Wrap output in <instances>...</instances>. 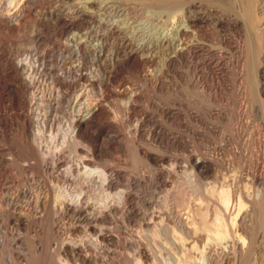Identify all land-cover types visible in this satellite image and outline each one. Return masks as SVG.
Listing matches in <instances>:
<instances>
[{
    "label": "rangeland",
    "instance_id": "obj_1",
    "mask_svg": "<svg viewBox=\"0 0 264 264\" xmlns=\"http://www.w3.org/2000/svg\"><path fill=\"white\" fill-rule=\"evenodd\" d=\"M6 1L0 3L8 6L6 11L14 12V7L18 8V3ZM29 1L24 10L27 16L15 24V29L3 28L4 22L0 21V264H11L9 257L13 252L21 253L17 264L66 262L57 260L56 250L43 251L36 247L41 239L53 243L50 241L55 190L68 183L75 188L77 181L85 177L86 185L93 186L90 190L95 195L94 187L99 181L96 171L106 165L114 164L144 178V185L135 191L150 202H137L140 218L120 222L117 214L118 226L104 224V230L113 229L121 240L137 235L152 239L151 230L156 226L161 229V236L154 242L161 249L162 261L181 257L185 252L170 235L174 223L157 216L150 223L152 212L158 214L171 207L187 216L192 204L185 201L191 197L196 207L208 206L212 210H209L211 216L208 214L212 220L216 206L223 208L219 197L211 195L210 189L221 190L230 184L257 195L259 188L245 174L256 164L264 169V95L257 94L255 87L259 77L264 85L263 72L258 73V69L264 70V0H120L103 14L101 11L94 16L76 18L75 7L86 6L88 0ZM56 11L64 18L74 17L76 28L65 31L55 16ZM190 16H197L200 21L191 27ZM222 17L227 22L226 19L222 22ZM234 19L239 26L234 25ZM101 20L107 26H100ZM113 23L121 28L109 34L107 27ZM186 25L190 30L183 34L181 29ZM75 39L84 40L87 48L76 50ZM127 41L149 46L134 59L125 61L126 51L118 48ZM162 42L173 43L166 46ZM104 44L101 56L99 46ZM80 66L96 85L85 89L83 81L77 79ZM70 79L77 82L76 86L57 85L59 82L65 85ZM31 81L29 89L27 84ZM100 82L107 83V87L101 88ZM27 91L37 98L44 93L54 106L46 139L50 140L52 135L57 140V149L71 160L58 171H45L37 165L41 160L39 143L24 130V121L31 118L36 131L39 101L28 100ZM135 91L139 93L135 107L126 109V95ZM98 100H103L108 108L99 121L103 128L112 131L98 137L93 126L76 139L62 143L63 137L73 130L81 104L92 106ZM164 106L171 113H164ZM148 113L153 117L142 120ZM156 125L164 129L162 139L146 135L134 139L137 127L147 134ZM108 140L112 141L111 146ZM140 143L151 152L166 156L164 165L173 169L167 184L156 181L155 173L162 165L145 158L138 151ZM190 155L209 160L212 167L206 173L193 168L194 171L189 167L193 166ZM176 158L182 159L183 165L188 161L189 166L188 163L186 167L177 165ZM83 159L90 162L93 176L85 174L83 164L78 166ZM70 164L74 171L67 181L65 170ZM89 176L96 177L92 183L87 181ZM20 186L30 196L48 194L47 205L37 208L32 202V217L26 225L5 224L9 205L2 197ZM122 190L125 187L113 189L111 194L116 196ZM257 197L260 201L253 221L258 238L243 255L232 253L226 264H264V190ZM29 199V196L23 199L24 204ZM41 214L46 220L44 231ZM71 223L67 220L64 225L65 239L95 237V232L85 231L82 224L78 231H71ZM11 231L21 235L22 248L9 245ZM2 237H6L5 243ZM190 240L187 239L185 247L190 248ZM118 252L130 264L134 263L132 249ZM68 262L74 264L72 260Z\"/></svg>",
    "mask_w": 264,
    "mask_h": 264
},
{
    "label": "bare ground",
    "instance_id": "obj_2",
    "mask_svg": "<svg viewBox=\"0 0 264 264\" xmlns=\"http://www.w3.org/2000/svg\"><path fill=\"white\" fill-rule=\"evenodd\" d=\"M28 1L29 0H9L10 3H18V8L15 10L14 7V12H10L9 10L6 11V8H8V6L6 7L4 5V7L2 4L0 5V21L4 22V25H2L4 26L3 28L15 29V24L20 23L23 20V17L26 18L27 15H24L27 12L24 13V10L26 11L27 9H25V7ZM119 1L120 0H88L87 3H85L86 6H74V15H72L74 17H86L90 15L92 16L93 14L101 11H103V14L106 10L110 9L109 7L113 8L115 3ZM0 3H2V0L0 1ZM189 10L190 9L188 7V11ZM59 13L57 12L55 16L61 22L60 24L65 31L76 28V17L68 19L62 17ZM226 17H222L221 21L223 22L226 19L227 22L228 19ZM198 20L199 19L197 16H190L191 27L195 25ZM234 21L236 20L234 19ZM104 23L105 20H101L100 26L106 25ZM236 23L238 22L236 21L234 25H238ZM116 24H109L111 25L107 27L109 28V34L115 33L120 30V25L117 26ZM189 27L190 26L186 25V27L183 26L182 29L180 28L181 33L185 34V32L190 30ZM104 35L106 36V33H104ZM78 40L75 39L74 48H77L76 50L79 51L86 46L84 44V40ZM171 43L173 42H162L161 45L168 46ZM147 46L149 45L144 43L135 45L127 41L122 43V45L119 46L118 50L126 51L124 60L130 61L136 57L138 52H140L145 47L147 48ZM105 47V44L99 46L101 56H103ZM150 47L152 46L150 45ZM78 71L79 72L77 75V79L81 80L80 82L83 81L84 87L96 85V82L88 79L87 74L82 71L81 66ZM259 72H263L262 78L264 79V70L258 69V73ZM261 82V77H259L256 83H254L256 85L255 87L257 88V94L264 95V85H262ZM76 83L77 82L75 80L70 79L66 82V84L64 83L65 85L60 82L57 85H59V88L64 86L71 87ZM31 84L32 81L28 82L27 84V86H29V89ZM99 86L101 88H106L107 83L100 82ZM137 93L138 92L136 91L130 94H128L127 92L128 95L126 96L128 97V99L126 101V109L130 110L135 107V101H137V97H139V93ZM27 96L28 100L30 101H39V111L36 120L38 124L36 131H34V129L32 128L31 118H26L24 121V130L36 142L39 143L38 153L41 156V160L39 164H36L45 171H58L60 170V167L62 165H65V163H70L71 160H69V158H67L68 156L66 157V155L60 151V149H57V140L55 141L52 135L50 136V140L48 138V140L46 139V128L49 124L50 113L54 106L44 93L40 94V97L37 98L35 97V95L27 91ZM107 109V105L103 102V100H98L92 106L84 105V103L81 104L80 109L78 110V115L74 120L73 130L69 133V135H65L63 137L62 143H68L71 138L76 139L79 135H81L85 131L90 130L93 126H95L98 130V137H100L102 133L112 131L108 128H103L99 121L100 115L103 114V112H107ZM162 109L166 114L171 113V110L169 108H166L165 106ZM152 117L153 114L148 113L142 120H146ZM143 135H146L148 138L162 139L164 135V129L161 125H156L155 127L151 128L147 132V134H145L140 129V127H137L133 137L135 140H139L143 138ZM115 137H117V135ZM107 143L111 146L112 141L108 140ZM138 151L145 158L162 165V167L155 173L156 181L161 184H167L173 176V169L168 168L164 165L167 160L166 156L151 152L149 149L145 148V146L143 147L141 143L138 145ZM189 160L193 164V166H189L190 163L187 161L189 167H192V169L195 168V170L198 169L199 171L204 173L209 171V169L212 167L211 162L205 158L197 159L196 157L194 158L193 155H190ZM175 163L179 166H185L187 164L185 163V165H183V160L179 158L175 159ZM82 164L86 168L85 174L91 175L92 169L88 166L90 162L86 159H83L78 163V166ZM254 166L255 167L252 170L247 171V173L245 174V178H247L248 176L247 179L251 181L253 185L259 188L257 195L253 193H246L245 190H240L230 184L221 187V190L218 189L219 192L218 190H216L217 187L215 189L213 188L209 190L211 195H214V197L215 195L219 197V201H221L223 208L217 209V206L216 209L213 208L214 212L212 216H214V218L211 217L212 220L208 218L209 215L211 216V214H209V210L211 209H209L208 206V208H204L205 206L202 208L200 204V207H196L194 205L195 203H193V201L191 200V197H187L189 199L187 201L186 198L185 201V203L187 202L189 204H192L187 216L181 214L178 209L171 207L165 209L164 211H160L158 214L156 213V211L152 212L150 223L155 222L156 216L160 217L163 221L174 223V226L169 229V232L172 239L177 244H181L183 246L185 253L181 257H176L172 260L169 259L168 261H162V258L160 256L161 249L154 242L156 238L161 236V229L157 228L156 226L152 228L150 234L153 240L144 237L143 235H137L136 237L131 239L127 238L121 240L113 229L107 231L104 230V227L102 226L104 224H115V226H118L116 219L118 217L117 214H120L121 220L118 219V221L120 222L133 221L137 218H140L141 210L140 208H137V202L142 201L143 203L147 204L150 202L148 199L146 200L142 198L141 195L143 194H141V192L135 191L136 187H139L140 185L145 183V180H143L144 178H142L141 176L137 177L136 174L130 173L119 166H115L114 164L106 165L96 171L99 181L98 185L94 187L95 195H93L90 190L91 187L93 189V186H91V184L88 186L86 185L85 177H82L81 180L79 179V182L77 181L78 186L75 188H72L70 183L66 184L65 186H57L53 198L54 219L51 229L53 238L50 241L53 243H45L44 240L41 239L36 244V247L38 250L43 251L50 249L56 250L55 256L57 260H66V262H64L63 264H71L70 262H68L69 260L74 261V264H130L128 258L123 256L122 253L118 252L122 249H132L134 251L135 255L133 264H226L232 253L235 252L236 256L237 254L243 255L244 253L249 251L252 246H254V243L258 238V235L255 233L253 213L256 206L259 204L258 201H260V198H258L257 196L264 190V169H262L263 167H261L259 164H256ZM65 171L68 174L67 181H69L70 176H73V164H70V166L67 167ZM94 177L92 178L89 176L90 179L88 178L89 180L87 181L92 183L96 178ZM122 186L125 187V190L120 191L116 196L111 194V191L113 189ZM42 194L30 196V192L26 188H22L21 186L17 187L15 192L6 193L2 197L9 205V208L7 210L8 221L5 224L10 222L17 226L26 225L32 217V214L30 212V205L32 204V202L35 203L37 208H40L42 206L44 208L46 207L48 202V194ZM28 196L30 199L28 200V203L24 204L23 199ZM248 202L250 203L248 204ZM41 218V228L44 231V224L46 222L44 214H41ZM67 220L72 221L69 227L71 231H78L80 229V225L82 224L86 226L85 231L92 229L95 232V237L65 239L63 237V232L64 230H66V227L64 225L66 224ZM155 224L156 223H154V225ZM10 235L12 236V244L9 245H13V247L15 246L19 249L22 248L23 241L20 239L21 235L19 237L15 235L13 231H11ZM189 238H191L190 243H192V245H190V248L185 247V243ZM4 239L2 237V241H4L5 243ZM169 250L173 252L172 248H170ZM20 254L21 253L13 252L10 257L7 255L11 260H9L11 264H17V261L21 258Z\"/></svg>",
    "mask_w": 264,
    "mask_h": 264
}]
</instances>
